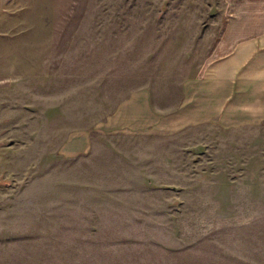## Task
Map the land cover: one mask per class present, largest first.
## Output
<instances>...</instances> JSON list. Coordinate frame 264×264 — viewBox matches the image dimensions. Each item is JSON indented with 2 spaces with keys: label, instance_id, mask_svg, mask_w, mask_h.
Segmentation results:
<instances>
[{
  "label": "rangeland",
  "instance_id": "obj_1",
  "mask_svg": "<svg viewBox=\"0 0 264 264\" xmlns=\"http://www.w3.org/2000/svg\"><path fill=\"white\" fill-rule=\"evenodd\" d=\"M223 0H0V264H264V124L94 137L132 93L172 112Z\"/></svg>",
  "mask_w": 264,
  "mask_h": 264
},
{
  "label": "crops",
  "instance_id": "obj_2",
  "mask_svg": "<svg viewBox=\"0 0 264 264\" xmlns=\"http://www.w3.org/2000/svg\"><path fill=\"white\" fill-rule=\"evenodd\" d=\"M215 54L200 75L184 82L172 112L159 114L144 90L124 99L96 130L69 135L58 155L78 159L92 151L94 137L170 135L215 123L222 129L264 124V0H223Z\"/></svg>",
  "mask_w": 264,
  "mask_h": 264
}]
</instances>
